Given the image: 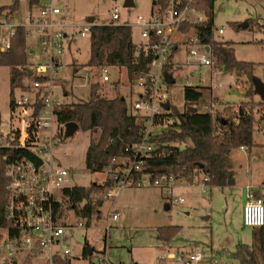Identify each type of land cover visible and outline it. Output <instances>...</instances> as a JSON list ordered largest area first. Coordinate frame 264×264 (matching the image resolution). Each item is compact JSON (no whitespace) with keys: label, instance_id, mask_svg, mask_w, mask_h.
I'll return each instance as SVG.
<instances>
[{"label":"rangeland","instance_id":"obj_1","mask_svg":"<svg viewBox=\"0 0 264 264\" xmlns=\"http://www.w3.org/2000/svg\"><path fill=\"white\" fill-rule=\"evenodd\" d=\"M15 0H0V7L9 6ZM19 6L11 13L13 23L22 25L29 10L28 0H18ZM133 7H125V0H54L63 10L68 23L82 24L89 17H94L98 23H108L113 8L120 11L119 22L134 21L138 16H147L152 10L153 0H132ZM36 10V8H34ZM215 25L224 27L223 33L215 32L219 41H232L237 60L253 62L255 64L253 77L264 83V1L263 0H216L214 4ZM8 10L2 11L0 20ZM247 21L248 27L237 29L233 23ZM261 19V20H260ZM80 26V25H79ZM78 26V27H79ZM135 39L139 40L138 30L134 28ZM29 49L36 51L32 59H38L39 46L32 31L28 34ZM191 46L185 44L180 53V68L175 73V82L166 89L171 104L180 110L185 108L184 89L186 86L197 87L202 91L201 98L194 104L200 112H207V103L211 96H218L230 102L219 99L218 107L222 112L226 107L234 104L261 101L259 95L245 96L248 88L246 76L238 70L229 71L215 65L199 66L195 75L190 74L191 66L184 64V57ZM199 48V47H198ZM90 57V37H81L79 33L65 51L62 57L63 68L61 79L64 89L72 84L69 95L63 97L59 90L60 99L65 102L88 100L90 85L86 75L96 74L97 69L87 65ZM77 66L74 71L72 65ZM213 69V70H212ZM194 70V69H193ZM211 70L213 77L210 76ZM111 81L100 83L102 87L98 95L105 97L124 96L129 104L136 101L141 93L138 81L130 82L125 68L112 67ZM206 78V82L201 81ZM212 77V79H211ZM190 80V84L187 81ZM210 80V81H209ZM117 81L118 83H115ZM212 89L207 87L211 84ZM222 84V86H219ZM228 93L230 96L228 97ZM15 90L14 96L18 97ZM244 100V101H243ZM239 102V103H232ZM242 101V102H241ZM232 104V105H230ZM10 105V68L0 65V130L6 131L12 112ZM258 123L254 133L256 145L252 148L235 149L231 154L234 183L224 186H209L205 193L201 184L192 182L180 183L173 189V196L168 199L161 188H125L117 197L114 208L119 212L118 220L112 223L109 234L107 254L113 264H160L162 253H177L202 251L213 254L212 259L220 264H237L229 254L238 244L252 245L256 243L253 232L259 227L243 225V207L246 200L248 185L254 195L264 197V106H256ZM91 134L79 127L74 134L67 135L55 148V156L61 166L69 170L72 183L87 186L91 182L104 180L102 173L90 172L85 163L87 148ZM258 157L257 159L255 157ZM182 184L181 187H179ZM192 184V185H189ZM183 197L184 202L178 203L176 197ZM63 201V199L61 198ZM170 205V208H167ZM63 201L64 215L62 224L78 226L77 229L65 228L64 239L73 248L71 264H97L94 257L81 256L83 247L87 243L92 248L104 246V231L102 227L107 223L105 215L111 202L103 204L102 218L87 226L85 219L79 218L74 210L67 208ZM162 226H179V232L169 242L159 239L157 228ZM181 253V252H178Z\"/></svg>","mask_w":264,"mask_h":264},{"label":"built area","instance_id":"obj_2","mask_svg":"<svg viewBox=\"0 0 264 264\" xmlns=\"http://www.w3.org/2000/svg\"><path fill=\"white\" fill-rule=\"evenodd\" d=\"M202 0H168L165 8L156 7L148 16H138L134 23L124 22L138 30L139 40L133 39L135 56L147 59L148 70L139 74L136 81L141 87L139 98L130 103L133 114L145 120L142 139L136 146L137 157L114 158L113 162L123 165L122 169L112 172L114 183L107 189L105 202H111L106 215L107 223L102 227L104 246L93 248L91 257L97 264H113L107 254L109 234L112 223L118 220L119 214L114 208V200L125 188L157 187L164 190L171 199L173 189L180 183L188 182L174 175H153L148 171L145 158L156 149L151 138L153 135L168 129L175 118L170 116L171 101L166 92L168 88L167 67L180 65L172 59V54L181 44H189L184 57L188 66L215 67V57L210 53L208 45L201 43L199 26L207 20L200 8ZM36 8V10L34 9ZM2 16V14H1ZM0 20V54L12 47V37L17 26H23L34 33L39 46L38 59H32L36 51L30 53L32 74L23 81L24 92L15 97L6 131L0 130V151L13 150L5 167L7 177L6 219L9 226L0 228V264H62L71 259L73 248L64 239L65 228L77 229L72 224H62L56 210V202H60L63 189L72 183L68 169L61 166L55 156V148L62 143L65 124L58 120V111L65 103L60 99L62 57L79 33L81 37L90 35L93 25L104 24L85 21L82 24H71L65 19L63 10L54 0H42L38 5L30 6L25 23H13L9 12ZM120 11L113 8L111 19L106 25L119 23ZM188 23L194 33L181 29ZM80 25V26H79ZM79 26V27H78ZM224 27H213L214 34L223 33ZM133 31V29H132ZM199 47V48H198ZM111 65H103L96 74L86 75L91 86L95 82L111 81ZM205 81L204 77H201ZM188 81V80H187ZM212 86V85H211ZM63 94V92L61 91ZM64 95V94H63ZM65 97V95L63 96ZM170 103L166 109L164 103ZM218 101L213 99L207 112L213 113ZM2 121L0 118V127ZM245 148V147H241ZM111 172L106 171V174ZM202 183L204 192L209 187V177L201 175L192 184ZM246 202L243 207V224L248 227L264 226V199L256 196L247 188ZM183 203L184 198H175ZM87 224V223H86ZM93 222L87 226H91ZM87 248V247H85ZM86 250V249H85ZM84 247L81 256H84ZM160 264H220L210 254L202 251L172 253L160 256Z\"/></svg>","mask_w":264,"mask_h":264},{"label":"trees","instance_id":"obj_3","mask_svg":"<svg viewBox=\"0 0 264 264\" xmlns=\"http://www.w3.org/2000/svg\"><path fill=\"white\" fill-rule=\"evenodd\" d=\"M42 0H28L30 6L38 5ZM216 0H202L200 8L207 20L199 26L198 33L201 43L208 45L210 53L215 57L216 63L226 70H238L245 73L251 83L247 96L254 94L255 78L253 62L237 60L235 48L231 42L216 39L214 27V4ZM168 0H153L152 9L167 6ZM19 1L15 0L9 6L0 7L9 14L15 12ZM233 26L240 29L238 23ZM189 28L188 23L181 27L183 31ZM90 57L87 65L98 69L103 65L125 68L130 82L135 81L139 74L148 70L147 59L144 56H135L132 28L126 24L93 25L90 32ZM28 32L23 26L15 28L12 37V47L0 54V65L10 68V105L15 99L16 89L24 92L23 81L27 77L26 69L30 66V49L27 44ZM264 42V41H263ZM74 71L76 65H72ZM172 67L166 71L171 73ZM172 75V73H171ZM102 87L99 82L90 86L88 100L65 102L58 111L60 123L77 122L79 127L91 134L87 148L85 163L92 173L105 175L101 182L94 181L87 186L73 185L63 189L62 199L67 202V208L74 210L75 214L90 225L102 217L103 204L107 189L113 185L111 176L116 169L123 165L114 163V158L137 157L136 146L142 139L145 129V120L142 116L133 114L126 97H105L98 95ZM67 92V91H66ZM202 96L197 87L186 86L184 89L185 108L180 110L171 105L170 116L175 123L168 129L153 135L151 141L157 146L146 160L148 171L155 175H174L184 178L188 182L194 181L201 175L209 177V186H224L233 177L231 154L241 147L252 148L256 145L254 133L258 119L256 106H264L249 101L239 105L226 107L222 112L215 109L211 112H200L194 105ZM195 109V111H194ZM61 142L65 136L61 137ZM184 146V148H182ZM15 155L13 150L0 151V228L9 226L6 219L7 177L5 167L8 162L5 157ZM106 171L111 173L106 174ZM63 201L56 202L59 218L64 215ZM179 226H162L157 228L158 237L169 242L179 232ZM255 244H238L229 256L237 264H264V226L253 232ZM84 257H88L85 251ZM62 264H71V259ZM92 264V263H90Z\"/></svg>","mask_w":264,"mask_h":264},{"label":"crops","instance_id":"obj_4","mask_svg":"<svg viewBox=\"0 0 264 264\" xmlns=\"http://www.w3.org/2000/svg\"><path fill=\"white\" fill-rule=\"evenodd\" d=\"M264 1V0H263ZM214 12H215V10H214ZM148 16V15H147ZM95 20V19H94ZM250 20H254L253 18H247V19H245V22H247V21H250ZM261 20V19H260ZM86 21H88V20H86ZM136 21V19L134 20V21H125V22H129V23H134ZM214 22H215V19H214ZM120 24H122V23H124V22H119ZM241 23H244V22H241ZM241 23H239L238 22V24L240 25ZM214 27L215 28H217L216 27V25H215V23H214ZM240 27V26H239ZM248 27V26H247ZM242 27H240V29H241ZM133 29V31H132V33H133V39H135L136 37H135V35H134V28H132ZM185 31H189V33H194V30L192 29V28H188L187 30H185ZM217 39V38H216ZM136 40V39H135ZM226 42V41H225ZM227 42H231L232 44H233V42L232 41H227ZM185 44H181L177 49H175L174 51H173V54H172V59L173 60H175V62H179V59H180V53L182 52V48H183V46H184ZM209 49V46L207 47V50ZM32 51H34V50H31L30 49V51H29V53H32ZM30 58H31V56H30ZM180 63V62H179ZM180 66L181 65H177L176 67H173V69H172V71H171V73H172V75H171V73H168V75L167 76H170L172 79H173V83L175 82V73H176V71H177V69L178 68H180ZM188 66V65H187ZM114 67H117V66H114ZM223 67V66H222ZM221 67V68H222ZM120 67H118V69H119ZM121 69V68H120ZM194 69V70H193ZM199 70V72L200 73H202V71L200 70V67L198 66V65H193V66H191V70H190V74L192 75V76H194L195 75V70ZM213 70V69H212ZM211 70V74H210V76H212L213 75V71ZM239 73H241V74H244L245 76H246V80H245V83H246V85H247V89H246V91H245V96L246 97H248L247 96V90L251 87V83H250V81H249V78H248V76L245 74V73H243V72H240L239 71ZM213 77V76H212ZM212 77H211V79H212ZM205 78V77H204ZM256 79V78H255ZM188 80V84H190V80L189 79H187ZM256 80H258V79H256ZM202 81V80H201ZM210 81V80H209ZM204 82H206V78H205V81ZM59 83V85H60V87H61V91L63 92V94L65 95V97H67L68 95H69V89L70 88H72L73 87V85L72 84H70V85H66L65 84V86H68V89H64V87L62 86L63 85V81H62V79L58 82ZM115 83H118L117 81H115ZM173 83H168V87H170V85L171 84H173ZM212 81H211V84L210 83H208L207 84V87H209L210 89H212ZM219 86H222V84H219ZM254 88H255V85H254ZM17 91H19L18 89H16ZM67 91V92H66ZM20 92V91H19ZM257 92H256V90H255V92H254V94H256ZM62 94V96H64ZM258 94V93H257ZM259 95V94H258ZM230 96V93H228V97ZM259 97L261 98V96L259 95ZM219 99L220 101H222V102H230L231 103V101H228V100H224V98H221V97H216V96H211V98H210V100H209V102L207 103V108L209 107V105H210V103H211V101L213 100V99ZM249 98V97H248ZM244 101V100H243ZM261 101H264V100H262V98H261ZM242 102V101H241ZM232 103H239V102H234V101H232ZM9 108L11 109V105H9ZM218 110L220 109V107H218L217 108ZM264 125H262V127H263ZM264 128V127H263ZM64 136L66 137V135L64 134ZM247 147H245V148H240L241 150H245ZM256 159L258 158L257 156L255 157ZM233 169V168H232ZM233 171V170H232ZM235 176V174H234V172H233V177ZM234 179V178H233ZM187 184V183H186ZM189 185H192V184H189ZM182 186V184L179 186V187H181ZM247 188L248 187H250V188H252L251 187V185H248V186H246ZM145 188H149V187H145ZM154 188V187H153ZM157 188V187H156ZM246 188V189H247ZM248 190V189H247ZM251 191H252V189H251ZM165 193V192H164ZM260 197H262V196H260ZM168 198V197H167ZM263 199H264V197H262ZM117 199V198H116ZM114 200V205H116V201L117 200ZM169 199V198H168ZM245 202H246V200H245ZM167 208H170V205H168V207ZM116 211H117V209H115ZM118 212V211H117ZM118 214H119V212H118ZM102 218V217H101ZM100 218V219H101ZM244 225V224H243ZM245 226V225H244ZM254 228H257V227H254ZM85 247H87V248H85ZM88 247H90L87 243L85 244V246H84V250L85 251H87V253H88ZM90 248H92V247H90ZM92 250H93V248H92ZM85 251H84V255H85ZM178 252H183V253H185L184 252V250H181V251H179V250H177V253ZM92 254V253H91ZM91 254H89L88 253V257L89 256H91ZM163 254V253H162ZM211 256L213 255L212 253L210 254ZM91 263V262H90Z\"/></svg>","mask_w":264,"mask_h":264},{"label":"water","instance_id":"obj_5","mask_svg":"<svg viewBox=\"0 0 264 264\" xmlns=\"http://www.w3.org/2000/svg\"><path fill=\"white\" fill-rule=\"evenodd\" d=\"M124 6L127 7V8L128 7H133L134 3H133L132 0H125ZM88 21L89 22H93L94 21V17H89ZM239 26L242 27V28H246L248 26V22L241 23ZM27 73H28V75L32 74V72L29 69L27 70ZM166 78H167V82L168 83H173V79L170 76H167ZM254 85H255L256 92L261 96L262 100H264V83L261 82L260 80H255ZM163 105H164V107L166 109L170 108V103L169 102L164 103ZM194 111H195V109H194ZM65 127H66L65 135L66 136L67 135H72L79 128V124L77 122H68V123L65 124ZM182 148H184V146ZM228 183H234V180L231 178V179L228 180ZM88 253L89 254L92 253V248L88 247Z\"/></svg>","mask_w":264,"mask_h":264}]
</instances>
